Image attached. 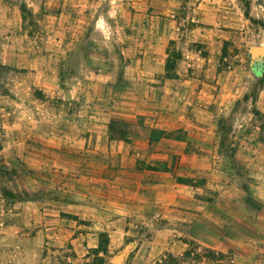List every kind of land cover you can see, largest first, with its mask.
Wrapping results in <instances>:
<instances>
[{
	"label": "rangeland",
	"instance_id": "374dc122",
	"mask_svg": "<svg viewBox=\"0 0 264 264\" xmlns=\"http://www.w3.org/2000/svg\"><path fill=\"white\" fill-rule=\"evenodd\" d=\"M255 45L264 0H0V264L259 252Z\"/></svg>",
	"mask_w": 264,
	"mask_h": 264
},
{
	"label": "crops",
	"instance_id": "0c3cea01",
	"mask_svg": "<svg viewBox=\"0 0 264 264\" xmlns=\"http://www.w3.org/2000/svg\"><path fill=\"white\" fill-rule=\"evenodd\" d=\"M43 231V230H42ZM46 231H43L46 235L48 234ZM37 259L40 260V253L37 255ZM237 264H264V247L260 248V251L257 252L253 257H250L245 260H240Z\"/></svg>",
	"mask_w": 264,
	"mask_h": 264
},
{
	"label": "trees",
	"instance_id": "16d2710c",
	"mask_svg": "<svg viewBox=\"0 0 264 264\" xmlns=\"http://www.w3.org/2000/svg\"><path fill=\"white\" fill-rule=\"evenodd\" d=\"M189 251H186V254H189ZM214 256L216 253H213ZM221 256L219 255L218 258ZM154 264H180V258L175 256L174 254L167 252L164 253L158 260L155 261Z\"/></svg>",
	"mask_w": 264,
	"mask_h": 264
},
{
	"label": "water",
	"instance_id": "95a60500",
	"mask_svg": "<svg viewBox=\"0 0 264 264\" xmlns=\"http://www.w3.org/2000/svg\"><path fill=\"white\" fill-rule=\"evenodd\" d=\"M263 53H264V47L263 46H261V45H255V46L252 47V54H253L254 58H256V59H262ZM122 258H123V255H121L120 257H118L116 259V261L117 262H120Z\"/></svg>",
	"mask_w": 264,
	"mask_h": 264
}]
</instances>
